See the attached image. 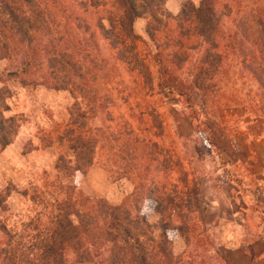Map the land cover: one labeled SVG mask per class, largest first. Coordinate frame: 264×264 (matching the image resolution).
<instances>
[{"label": "trees", "instance_id": "obj_1", "mask_svg": "<svg viewBox=\"0 0 264 264\" xmlns=\"http://www.w3.org/2000/svg\"><path fill=\"white\" fill-rule=\"evenodd\" d=\"M218 2L200 0L196 5L188 0L173 15L165 7L166 0H0V53L2 57L16 53L24 56L21 66L8 74L23 76V81L28 77V84L68 90L75 98L76 110H71V125L65 135L73 157L69 162L65 155L60 158L70 173L84 172L102 162L97 154L99 139L89 126V119L99 112L117 128L112 140L131 156V169L136 165L140 170L145 162L154 160L158 166L156 150L159 145L163 147L165 122L149 106L146 95L157 86L158 90L167 89L185 97L193 105L194 96L209 90L225 54L233 47L232 42L222 44L223 13L217 8ZM256 3L243 20L244 41L239 39L232 53L244 52L241 61L259 84L263 98L258 106L264 112V3ZM139 17L147 18L145 35L134 29ZM97 33L106 42L112 64L103 55H92L84 45L83 36L92 38ZM191 52L197 53L198 59L183 78L178 71L187 67ZM114 66L124 70L132 84L126 85L122 76L109 81L101 93L96 91L99 71L115 69ZM35 67L42 69L41 78L33 75ZM4 98L0 91V150L12 143L20 125L18 116L6 115L10 106ZM212 137L211 131L207 137L210 144ZM162 163L166 169V160ZM124 173H118L116 178L126 175L134 182L126 201L112 204L80 191L81 202L76 198L60 204L48 235L24 247L11 244V240L0 242V264L180 262V256L174 254L172 238L167 232L156 235L139 205L148 199L154 203L152 208L163 215L178 200L161 191L162 185L150 175V168L139 171L146 180L144 184L137 175ZM7 196L0 191V207H5ZM0 231L7 232L1 222ZM68 250L74 253L72 262L68 260Z\"/></svg>", "mask_w": 264, "mask_h": 264}, {"label": "rangeland", "instance_id": "obj_2", "mask_svg": "<svg viewBox=\"0 0 264 264\" xmlns=\"http://www.w3.org/2000/svg\"><path fill=\"white\" fill-rule=\"evenodd\" d=\"M261 1L264 3L219 0L222 44L232 42L233 47L225 50L224 60L213 76L214 84L204 95L194 96L193 105L185 97L167 89L158 90L157 86L146 95L149 106L165 122V133L163 147L159 145L156 150L158 166L155 160L147 161L140 170L150 168V175L162 185L161 191L174 195L178 204H170L163 215L152 208L154 203L148 199L139 205L156 235L167 232L172 245L179 237L185 241L186 249L178 255L177 264H211L212 247L224 232H242L253 240L258 234L264 240V112L258 106L263 97L255 77L241 61L244 52L232 53L239 39L244 41L243 20ZM233 2L232 6L226 5ZM146 25L147 18L139 17L134 29L145 35ZM87 36H83V42L92 55H103L112 64L100 34ZM2 56L0 53V91L10 106L6 115L18 116L20 125L12 143L0 150V191L8 193L5 207H0V222L7 228V232L0 231V242L11 240V244L24 247L49 234L61 203L76 198L81 202L83 197L78 192L119 204L133 192L134 182L126 175L116 178L118 173L135 174L142 184L146 180L140 177L139 167L131 169V156L112 140L117 128L100 112L89 119V126L99 139L97 154L102 162L84 172L70 173L60 158L65 155L69 162L73 157L65 135L71 125V110H76L75 98L68 90L28 84V77L23 81V76L9 75L21 66L24 56ZM197 59V53L191 52L179 76L187 77ZM32 73L42 77L40 67ZM122 76L126 85L132 84L119 67L100 70L95 90L101 93L109 81ZM206 125L212 128L213 144L207 142L211 131ZM163 160L166 169L161 166ZM67 257L70 262L75 258L71 250Z\"/></svg>", "mask_w": 264, "mask_h": 264}, {"label": "crops", "instance_id": "obj_3", "mask_svg": "<svg viewBox=\"0 0 264 264\" xmlns=\"http://www.w3.org/2000/svg\"><path fill=\"white\" fill-rule=\"evenodd\" d=\"M188 0H166L165 7L173 15H177L182 4ZM198 5L200 0H190ZM208 230V229H207ZM208 231H211L209 228ZM212 247L211 264H262L264 261V240L257 234L253 240L246 234H226ZM173 242L175 255H182L186 249V243L179 237ZM259 245L261 247H259ZM255 249V250H254Z\"/></svg>", "mask_w": 264, "mask_h": 264}]
</instances>
